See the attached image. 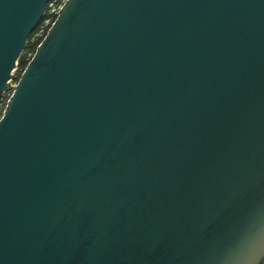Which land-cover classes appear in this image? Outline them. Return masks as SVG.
<instances>
[{"label": "water", "instance_id": "1", "mask_svg": "<svg viewBox=\"0 0 264 264\" xmlns=\"http://www.w3.org/2000/svg\"><path fill=\"white\" fill-rule=\"evenodd\" d=\"M0 0V264L264 260V0Z\"/></svg>", "mask_w": 264, "mask_h": 264}, {"label": "built area", "instance_id": "2", "mask_svg": "<svg viewBox=\"0 0 264 264\" xmlns=\"http://www.w3.org/2000/svg\"><path fill=\"white\" fill-rule=\"evenodd\" d=\"M66 1L67 0H51L50 1L49 5L45 11V14H44L45 19L42 21V24L39 27V30H42V34H41V36L37 37L36 39H38V38L43 39L45 37V35L48 33L51 26L56 21L58 15L60 14V12L62 10V6L66 3ZM42 39L40 40V42L42 41ZM39 43H38V45H39ZM34 53H31V57L28 59V62L33 57ZM20 75H16L15 71H14V77L11 79V81H12L11 83L17 85L18 80L20 78ZM13 93H14V89L9 90V91L5 92L2 96V98L0 99V119L4 116L6 109H7V106L9 104V101H10Z\"/></svg>", "mask_w": 264, "mask_h": 264}, {"label": "trees", "instance_id": "3", "mask_svg": "<svg viewBox=\"0 0 264 264\" xmlns=\"http://www.w3.org/2000/svg\"><path fill=\"white\" fill-rule=\"evenodd\" d=\"M45 19V15L42 18V21ZM42 21L39 23V25L36 27V29L32 32V34L30 35L29 39H28V43L25 47V50H29L31 51V53H34L36 50V47L38 45V43L40 42V40L42 38H38L35 41H31V39L35 36L36 32H38L40 25L42 24ZM28 63V58L27 55L25 53V55L22 54V56L19 59V68H21V72L22 70L25 68L26 64Z\"/></svg>", "mask_w": 264, "mask_h": 264}, {"label": "rangeland", "instance_id": "4", "mask_svg": "<svg viewBox=\"0 0 264 264\" xmlns=\"http://www.w3.org/2000/svg\"><path fill=\"white\" fill-rule=\"evenodd\" d=\"M41 34H42V30H39L38 32H36L35 36L31 39V41L32 42L35 41L37 37L41 36ZM25 53L27 55V58L29 59L31 57V51L24 49L23 55H25ZM15 74L16 75L21 74V68H19V63H18L17 68L15 70Z\"/></svg>", "mask_w": 264, "mask_h": 264}, {"label": "clouds", "instance_id": "5", "mask_svg": "<svg viewBox=\"0 0 264 264\" xmlns=\"http://www.w3.org/2000/svg\"><path fill=\"white\" fill-rule=\"evenodd\" d=\"M256 264H264V260L256 262Z\"/></svg>", "mask_w": 264, "mask_h": 264}]
</instances>
